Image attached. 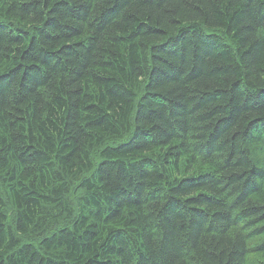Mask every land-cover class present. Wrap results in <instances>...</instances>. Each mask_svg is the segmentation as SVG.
<instances>
[{"label":"trees","instance_id":"trees-1","mask_svg":"<svg viewBox=\"0 0 264 264\" xmlns=\"http://www.w3.org/2000/svg\"><path fill=\"white\" fill-rule=\"evenodd\" d=\"M0 264H264V0H0Z\"/></svg>","mask_w":264,"mask_h":264}]
</instances>
